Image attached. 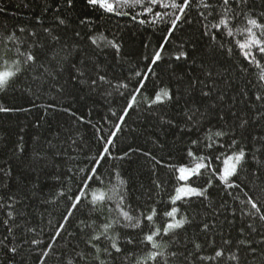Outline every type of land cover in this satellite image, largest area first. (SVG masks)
Wrapping results in <instances>:
<instances>
[{"label": "trees", "instance_id": "trees-1", "mask_svg": "<svg viewBox=\"0 0 264 264\" xmlns=\"http://www.w3.org/2000/svg\"><path fill=\"white\" fill-rule=\"evenodd\" d=\"M172 2L0 0V264H264V0Z\"/></svg>", "mask_w": 264, "mask_h": 264}, {"label": "snow or ice", "instance_id": "snow-or-ice-1", "mask_svg": "<svg viewBox=\"0 0 264 264\" xmlns=\"http://www.w3.org/2000/svg\"><path fill=\"white\" fill-rule=\"evenodd\" d=\"M91 2H92L93 4H95V3L97 2V0H91ZM154 2H155V0H154ZM188 2H189V0H185V2L181 5V4H178V3L174 2V0H173V2L170 3V4H169V3H165V4H163V7H165V8L171 7V8H173V9H177V8H178V9L180 10V13L183 14L184 9L188 7ZM224 2H225V3H228V0H224ZM136 3H139V0H136ZM104 6L107 7V9H108L109 11L112 10V6H111V5H104ZM178 19H179V17H178ZM249 23L252 25V27H260V25H258V24L256 23L255 20H250ZM226 26H227V25H226V23H225V27H226ZM94 43H95V41H94ZM253 43H258V42L254 41ZM240 47H241V48H244V47H246V46L243 45V44H241ZM260 51H261L262 53H264V45H260ZM159 59H160V55L157 54L156 57H155V60L153 61V63H155V61H156V60H159ZM178 59H179V57H178ZM26 60H27V61H32V60H33V57L29 55V56L26 58ZM14 75H16V73H8V72H5V73L0 74V88H3V87L7 84L8 80H9L12 76H14ZM142 86H143V85H141V87H142ZM162 98L170 99L171 97L168 95L167 92H162L160 95H158V96L155 98V100L153 101V103H162V102H163V99H162ZM133 99H135V98H133ZM117 130H118V129H117ZM217 135H219V134H217ZM107 143L110 145L112 142H111V140H109ZM104 153H105V154L108 153V147H105V149H104ZM100 159H103V156H101ZM202 159H203V158H201V160H202ZM243 159H244V153H243V152H240L239 154L235 155L234 157H231L230 160H231V161H234V163H232V164L230 165V167L226 168L225 171H224V174L220 177V179H221L224 183L228 184L229 187H233V186H234V185H232V184H229L228 181H229V178H230L232 175L235 174L237 166L243 161ZM97 166H99V165L97 164ZM206 166H207V165H205V164H203V163H199V164H197L196 167H195L194 169H192V170H188V169L181 168L179 171H180L181 173L189 172L190 175H199V174H200V169H202V168H204V167H206ZM92 176H95V170H93V172H92ZM91 178H92V177H89V179H91ZM180 179L183 180V179H185V177L182 175V176L180 177ZM187 192H191L192 195H196V196L202 195L201 192H197V191H194V190H192V189H187V191H186L185 189L182 188V189L179 190V193L187 194ZM82 195H83V193H82ZM93 195H94V201H93L94 203L102 202V200L104 199V196H103L102 194H99V195H98V194H95V193H94ZM181 198H182V196H181L180 194H178L177 197H176V199L173 200L172 202L175 203L176 200L181 199ZM79 202H80L79 199H77V200L75 201L76 204H78ZM248 202L251 204L252 208L255 209V208L257 207L256 204H255L254 202H252L251 200L248 201ZM257 211H259V210L257 209ZM169 215L172 216V217L174 218V217H175V211H173L172 213H169ZM123 216H124V219L129 220V221L131 220V217H129V216L127 215V213H124ZM260 218H261V219H264V216H261ZM147 219H148L149 221H151V220H152V216H148ZM183 224H184V221H180V222H177V223H175V224H169V225H168V229L171 231V230H174V229H176V228H181V227H183ZM165 234H167V233H165ZM57 235H59V233H57ZM157 235H159V233H157ZM99 238H100L99 236L94 237V239H99ZM146 239H147V241H148L149 243H151V242L153 241L154 237H153V236H148V237H146ZM153 246L155 247L156 245H153ZM113 247H115V245H113ZM117 251H119V249H117ZM221 255H222V253H220V252H217V253H216V256H217V257H219V256H221ZM153 258H155V257H153Z\"/></svg>", "mask_w": 264, "mask_h": 264}, {"label": "rangeland", "instance_id": "rangeland-1", "mask_svg": "<svg viewBox=\"0 0 264 264\" xmlns=\"http://www.w3.org/2000/svg\"><path fill=\"white\" fill-rule=\"evenodd\" d=\"M251 41H248L246 42L244 45L247 47V48H250L251 47ZM234 161H231V160H228L227 163H226V168L230 167V165L233 163ZM195 167H191V168H184V169H188V170H192L194 169ZM181 169V168H180ZM179 169V170H180ZM178 170V174H177V177L180 179V177L183 175L185 177V179H180L181 181H186V179H188L191 175L189 172H186V173H181L180 171ZM185 189L187 191V189H192L194 191H198L197 189L187 185L186 183H182L180 184L177 189H176V192H175V195L174 197L176 198L178 194H180L181 196H188V195H192L191 192H187V194H184V193H179V190L180 189Z\"/></svg>", "mask_w": 264, "mask_h": 264}, {"label": "water", "instance_id": "water-1", "mask_svg": "<svg viewBox=\"0 0 264 264\" xmlns=\"http://www.w3.org/2000/svg\"><path fill=\"white\" fill-rule=\"evenodd\" d=\"M98 2H101V1H109V0H97Z\"/></svg>", "mask_w": 264, "mask_h": 264}]
</instances>
